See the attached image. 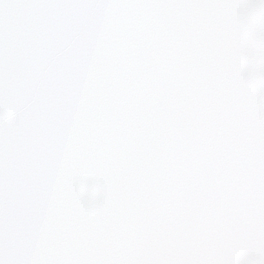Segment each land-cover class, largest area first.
<instances>
[{
    "label": "snow or ice",
    "instance_id": "obj_1",
    "mask_svg": "<svg viewBox=\"0 0 264 264\" xmlns=\"http://www.w3.org/2000/svg\"><path fill=\"white\" fill-rule=\"evenodd\" d=\"M0 264H264V0H0Z\"/></svg>",
    "mask_w": 264,
    "mask_h": 264
}]
</instances>
